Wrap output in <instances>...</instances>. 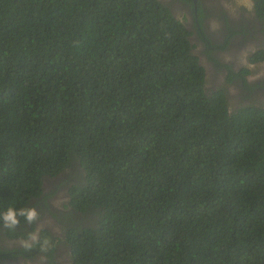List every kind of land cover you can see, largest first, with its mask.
Listing matches in <instances>:
<instances>
[{
  "label": "trees",
  "instance_id": "obj_1",
  "mask_svg": "<svg viewBox=\"0 0 264 264\" xmlns=\"http://www.w3.org/2000/svg\"><path fill=\"white\" fill-rule=\"evenodd\" d=\"M197 47L161 0H0V264H264V98Z\"/></svg>",
  "mask_w": 264,
  "mask_h": 264
},
{
  "label": "flooded vegetation",
  "instance_id": "obj_2",
  "mask_svg": "<svg viewBox=\"0 0 264 264\" xmlns=\"http://www.w3.org/2000/svg\"><path fill=\"white\" fill-rule=\"evenodd\" d=\"M174 15L178 18H185L186 27L193 31V40L198 43L197 51L200 55L201 64L205 67L207 86L226 85L225 88L229 96H234L231 87L235 86L237 98L243 99V90H248L246 84L256 94L257 100L264 98V2L262 0H161ZM257 4H259L257 6ZM205 33V42L199 39L200 34ZM246 36V37H244ZM202 37H204L202 35ZM226 46L221 49L219 45ZM211 50V55L219 61V66L215 60H210L205 51ZM229 69L233 71L248 70V74L237 75L232 80L227 81ZM246 83V84H245ZM218 89V88H217ZM242 91V93H241ZM253 95V93H251ZM237 99V100H238ZM50 184V182H49ZM45 190L56 186L51 184ZM60 195L56 190V203ZM58 202V201H57ZM54 210V206H53ZM38 227H48L51 233L55 229L56 222L45 209L41 210ZM19 238H9L0 230V246L4 249L20 245ZM67 250L62 245H57L55 249L56 264L69 262ZM4 262H12L13 258L0 256ZM15 258V257H14ZM19 258V256H16ZM68 259V260H67ZM47 259L42 256L33 258L28 264H47Z\"/></svg>",
  "mask_w": 264,
  "mask_h": 264
},
{
  "label": "rangeland",
  "instance_id": "obj_3",
  "mask_svg": "<svg viewBox=\"0 0 264 264\" xmlns=\"http://www.w3.org/2000/svg\"><path fill=\"white\" fill-rule=\"evenodd\" d=\"M181 18V17H180ZM198 52V51H197ZM199 53V52H198ZM208 81V80H207ZM255 87V86H254ZM254 87H252L251 89H250V87L249 86H247L246 88L248 89V90H243V99L246 101V103H251V102H253L256 98H255V96H256V94H259V93H257V92H255V91H253V88ZM232 89H231V91H232V93H234V96H229L230 98H235V99H238L237 98V94H236V89H235V86H232L231 87ZM241 93H242V91H241ZM251 93H253V95H251ZM47 181V183L49 184V182H50V184H49V186L51 185V184H54V182H56L55 180H46ZM56 186V188H55V190H57L58 191V195H60V197L58 198V203H57V201H56V203H54L55 205H54V209L55 208H58L59 210H62L63 208H62V204H61V200H63V198L65 197V193H66V184L65 183H62V185H55ZM55 195H56V193L53 195L54 197H55ZM53 197V198H54ZM55 199V198H54ZM65 255H66V253H65ZM66 258H67V255H66ZM68 260V259H67ZM65 264H70L68 261L67 262H65Z\"/></svg>",
  "mask_w": 264,
  "mask_h": 264
},
{
  "label": "clouds",
  "instance_id": "obj_4",
  "mask_svg": "<svg viewBox=\"0 0 264 264\" xmlns=\"http://www.w3.org/2000/svg\"><path fill=\"white\" fill-rule=\"evenodd\" d=\"M179 19H181V20H183V21L185 22V18H184V17H183V18H179ZM192 32H193V31H192ZM244 37H246V36H244ZM34 215H35V213L32 212V211H30L29 214H28V218H29V220H31L32 217H33ZM6 219L11 220L13 224L16 223V221H15V219H14V217H13V214H12L11 210L8 212V214H7V216H6ZM69 263H70V262H69Z\"/></svg>",
  "mask_w": 264,
  "mask_h": 264
}]
</instances>
